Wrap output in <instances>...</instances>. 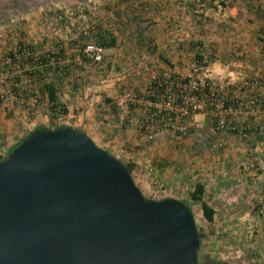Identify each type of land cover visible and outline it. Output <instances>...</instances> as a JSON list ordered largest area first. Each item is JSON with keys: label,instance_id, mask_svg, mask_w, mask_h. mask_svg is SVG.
Segmentation results:
<instances>
[{"label": "crops", "instance_id": "1", "mask_svg": "<svg viewBox=\"0 0 264 264\" xmlns=\"http://www.w3.org/2000/svg\"><path fill=\"white\" fill-rule=\"evenodd\" d=\"M68 4L64 7L70 10L66 17L71 21L62 25L55 12L49 39L60 41L61 49L70 53L73 47L69 43L76 39V30L85 32L94 28L96 40L105 48L102 71L108 76L114 69L119 81L111 89L129 82L145 91L154 75L167 82L169 77L192 76L205 78L221 97L244 101L252 94L258 96L259 105L254 112H236L228 118L244 129L242 133L223 131L212 135L210 113L195 112L184 121L193 134L181 138L172 130H163L155 138L159 141L153 143V148L167 158L168 165L162 167L164 182L178 181L176 187H183L189 175L195 178L190 191L194 183L203 184V198L215 209L213 222L216 215L230 221L229 242L236 239L241 243L238 250L233 243L229 245L230 252L244 254L249 257L248 261L264 264V0H93V11L90 7L83 8L81 23L74 16V5ZM62 6L56 3L50 9ZM42 7L39 6V10ZM39 22V26L45 24L43 20ZM44 39V32L37 36L29 32L24 38L26 43L40 45ZM110 80L103 79V89L111 86ZM92 99L65 101L66 114L72 116L73 107L78 109L72 126L88 134L97 145L107 146L108 152L115 155L122 151L116 141L117 134H113L118 130L112 129L110 118L99 121L94 114L95 110L106 109L108 104H93ZM138 99L141 105L145 102L143 98ZM131 107L130 127L124 129L125 139L137 144L140 154L148 149L149 139L139 127L143 113L140 108ZM134 109L136 113L132 117ZM195 122L203 127L195 128ZM32 129L27 125L21 132L24 134L18 135L22 138ZM253 129L256 132L251 131ZM176 143L180 145L174 148ZM216 143L223 145L217 152L213 149ZM8 145L9 148L13 144ZM192 153L195 156L191 170L177 173L185 155ZM133 180L141 191L149 190V185L135 175ZM165 197L189 201L182 190L161 198ZM252 202L258 203L254 209ZM197 212L202 216L201 209ZM248 252L256 256L251 257Z\"/></svg>", "mask_w": 264, "mask_h": 264}, {"label": "water", "instance_id": "2", "mask_svg": "<svg viewBox=\"0 0 264 264\" xmlns=\"http://www.w3.org/2000/svg\"><path fill=\"white\" fill-rule=\"evenodd\" d=\"M191 209L146 197L73 126L36 129L0 159V264H197Z\"/></svg>", "mask_w": 264, "mask_h": 264}, {"label": "rangeland", "instance_id": "3", "mask_svg": "<svg viewBox=\"0 0 264 264\" xmlns=\"http://www.w3.org/2000/svg\"><path fill=\"white\" fill-rule=\"evenodd\" d=\"M37 1L38 6L27 3L23 5L24 9L19 6L18 9L4 11L2 13V9H0V155L4 156L5 153H7L8 144H14L20 140V136L24 134L21 132L27 125L34 128L38 125L47 127H54L57 125L72 126V124L75 123L79 111L76 112L78 109L74 107L72 116H68L66 113L55 117L51 116L47 95L41 90L43 81L51 82L55 85L58 100L63 105H65V101L70 102L71 100V103L74 101L84 102L90 98H94L91 101L93 104L101 105L102 102H105L108 106L106 109H100L99 111L95 110V117L99 121H104L105 117L110 118V124L114 126L112 129L118 130L114 131L113 134H117L118 137L116 141L120 144L122 151L117 152L115 156L123 163H134L131 175H133V177L135 175V178H139L149 185V190L143 189L142 193L146 197L160 199L162 196L175 195L178 191L181 192L182 190L185 198L189 200L187 202L186 200L183 201L189 204L194 215L198 232L201 234L199 251L197 252L199 258L201 259L202 256L207 255L211 260H231L234 264H256L255 262L248 261L249 257L244 254L239 255V253L232 254L230 252L228 246L232 243L235 250H238L241 246V243L236 241V239L229 242L232 233L230 221L226 222L224 218L216 215L214 222H208L203 215L200 216L198 214L197 211L200 209V205L193 202L189 197L190 188L195 178L190 177V179L189 175H187L185 177L186 185L183 187L180 184V186L176 187L178 181L169 183L164 182L166 178L162 173V167L164 168L168 165L167 158L166 156L154 152L153 148L155 145L153 143H158L159 140H155V138L147 140L146 146L148 149L138 154L139 150H136L138 145L129 143V141L125 139L126 131L124 129L130 127V121L128 120L130 119L129 111L132 109V104L125 94L130 91L136 98L145 99L147 89L145 91L139 90L129 82L120 85L118 88L111 89L116 82H119L116 80L114 69L110 72V75L106 76L101 66L103 60L101 62H93L86 58L80 51L84 43L95 42L100 44L96 40V35L94 34L95 29L89 28L88 30H84L85 32L77 29V37H75L77 40L75 39L69 43V46L73 47V51H70V53L64 52L63 48L61 49L59 46L61 43L60 41L57 40L54 42V40L49 39L50 31H52L50 22L53 20L52 18L55 17V12H58L57 20L59 23H62V25L69 24L70 18L66 17V15L70 10L66 11L64 4L69 3L74 5V8H72L74 9V16L79 23H81L83 8L90 7V10L93 11L91 7L93 5V0H36V2ZM56 3L63 6L60 8L57 7V9H55V7L54 9H50V7L54 6ZM42 5V9L39 10L38 7ZM39 20H43L45 24L39 26L41 24ZM29 21L32 22L27 25ZM29 32L31 35L35 36L44 32L45 39L41 40V45L40 43H26L24 38L27 37ZM20 44L32 46L39 52V55L48 56L49 54H53L54 56L50 57V62L45 65H34L31 60L23 57L13 56V58H9V52H16ZM58 51H60V53ZM53 52H57L58 56H55ZM32 64L34 65V69L27 71L26 67ZM35 69L38 71L31 73V71L33 72ZM15 77H19L18 83L14 82ZM104 78L111 79V86L108 87V89H103L102 81ZM13 83L17 84L16 93L8 91V88H10ZM64 84L68 86V88H65ZM116 100L117 102L120 100L119 104H117V102L115 103ZM258 105L259 104H257V106ZM136 107L140 108V110L143 109L141 103H138ZM134 110L132 117H134L136 113V109ZM140 112L142 113V111ZM110 115L113 116L111 117ZM120 116L124 117L123 124L120 123ZM185 127L184 130H175L174 134L181 135V138L193 134L190 127L186 125ZM239 128V131L232 133H242L244 131L240 126ZM251 131L256 132V129ZM19 133L21 134L20 136L18 135ZM178 145L180 144L176 143L174 148ZM222 146V144L218 145L216 143L213 149L217 152ZM101 147L108 151L107 146ZM194 156L195 153L185 155L183 158V166L177 169L176 172L184 174L190 171V166L194 163L192 160ZM155 168L157 169L156 173ZM195 172L196 170L193 171V173L191 172V174ZM138 182L140 183V181ZM257 204V202H252L254 206L253 209ZM236 232L239 233L238 231ZM253 233L254 232H252V234ZM249 254H251V257L256 256H254L253 252Z\"/></svg>", "mask_w": 264, "mask_h": 264}, {"label": "built area", "instance_id": "4", "mask_svg": "<svg viewBox=\"0 0 264 264\" xmlns=\"http://www.w3.org/2000/svg\"><path fill=\"white\" fill-rule=\"evenodd\" d=\"M104 46L95 42H87L80 48L81 53L93 62H101L104 57ZM57 53V52H53ZM14 57L29 59L33 64H40L41 55L35 49L22 45L17 49ZM26 67L27 71L34 69V65ZM164 81V82H163ZM166 82V83H165ZM17 85L16 83H13ZM157 93V91H160ZM8 91H11L8 88ZM14 93V92H13ZM145 102L141 110L144 118L140 128L145 131L147 139L156 138L163 130H184L185 118L191 113L208 112L212 117L211 134L216 135L222 131H239V126L229 122L228 118L236 112H254L259 103L256 94L250 95L246 100L221 97L205 78L188 76L187 79L175 77L167 83L157 76H151L146 91ZM125 96L133 106H137L139 99L132 92ZM154 98V99H153ZM123 124L124 117L120 116ZM109 125V122H106ZM195 128H202L200 122L194 123ZM220 145V143H217ZM261 211V210H260Z\"/></svg>", "mask_w": 264, "mask_h": 264}, {"label": "trees", "instance_id": "5", "mask_svg": "<svg viewBox=\"0 0 264 264\" xmlns=\"http://www.w3.org/2000/svg\"><path fill=\"white\" fill-rule=\"evenodd\" d=\"M27 3L33 4V6H38V1L36 2V0H0V9H2L1 13L4 11H12V10L18 9L19 6L24 9L23 5L24 4L26 5ZM21 46L22 45L20 44V47ZM27 47L34 49L30 45ZM14 54H15V52L14 53L9 52V58H13ZM52 56H54V55L53 54H51V55L49 54L48 56L41 55L40 63L44 64V65L48 64L50 62V57H52ZM55 56H58V53H55ZM196 57H198V56L196 55ZM198 59L200 60L201 58L199 57ZM35 71H38V70L35 69L33 72L31 71V73H34ZM173 79H174L173 77H169L167 83H169L170 81H173ZM184 79H187V77H184ZM18 81H19V77H15L14 82L18 83ZM10 88H11L12 92L16 93V91H17L16 85L12 84ZM41 90L43 93H46V95H47V98L49 101V111L51 112V116L55 117L57 115L65 114L67 112V109L65 108V106L63 104H61L58 100L57 90H56V87L53 83L43 81L41 84ZM160 92H161V90L157 91V93H160ZM64 126H67V125H57L54 127H47V126H43V125H38V126L34 127L31 131L36 130V129H45V128H61ZM31 131H29L19 141H17L12 146H10L6 152L8 153V152L12 151L13 148H15L22 140H24L29 135V133ZM2 157L3 156L0 155V159ZM124 164L127 166L129 172L131 173L133 168H134V163L133 162H127ZM203 194H204V186L202 183L197 182L194 184L193 190L190 191L189 197L193 202L198 203L200 205V209H201L202 215L205 218V220L208 222H211V221H213L215 209L206 199L203 198ZM185 204L187 205V207L189 209H191L188 203L185 202ZM198 235H199V238H201V234L199 232H198Z\"/></svg>", "mask_w": 264, "mask_h": 264}, {"label": "flooded vegetation", "instance_id": "6", "mask_svg": "<svg viewBox=\"0 0 264 264\" xmlns=\"http://www.w3.org/2000/svg\"><path fill=\"white\" fill-rule=\"evenodd\" d=\"M199 251V248H198ZM197 251V252H198ZM197 264H234L231 260H211L207 255L202 256V258H199V255H197Z\"/></svg>", "mask_w": 264, "mask_h": 264}]
</instances>
